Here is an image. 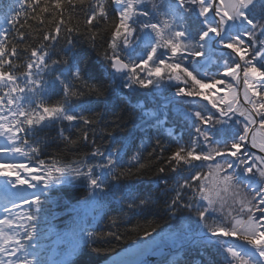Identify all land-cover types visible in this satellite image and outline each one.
<instances>
[{"label": "snow or ice", "instance_id": "1", "mask_svg": "<svg viewBox=\"0 0 264 264\" xmlns=\"http://www.w3.org/2000/svg\"><path fill=\"white\" fill-rule=\"evenodd\" d=\"M81 37L102 47L98 65ZM165 85L174 92L164 107H177L187 138L166 127L158 102L140 104L143 135L133 152L116 135L122 114L107 94ZM55 125L54 138L37 136ZM98 134L107 141L98 143ZM56 141L58 150L46 154ZM73 181L85 188V204L101 217L112 213L116 228L161 204L171 217L186 211L185 258L177 253L163 264H264V0H10L0 7V264H73L79 243L60 260L46 258L40 244L49 191ZM158 228L133 226L141 241L155 233L163 242ZM76 235L89 246L94 237L120 239L86 224ZM191 245L198 261L187 258Z\"/></svg>", "mask_w": 264, "mask_h": 264}, {"label": "trees", "instance_id": "2", "mask_svg": "<svg viewBox=\"0 0 264 264\" xmlns=\"http://www.w3.org/2000/svg\"><path fill=\"white\" fill-rule=\"evenodd\" d=\"M10 0H0V7L5 6ZM63 41H61L62 43ZM80 47L85 50L86 55L89 57L91 63L98 65L102 60L100 53L102 52V47L97 49H92L90 45L84 40L83 37L80 38ZM216 71L212 68L211 72ZM110 83L109 81H105ZM174 92V88L172 89ZM172 92L168 91L167 85L155 93L151 90L136 89L135 91L124 89L123 92L119 91L117 88L115 91H109L107 94V102L111 109L115 110L117 113H121V130L116 133L121 139L127 140L129 146H131L132 151L136 150V147L140 144V137L143 135L140 128H137V124L140 122L138 118L139 109L137 105L143 104L147 109H154L159 104L160 112L168 117V124L166 127L172 128L177 134L183 132L185 139L187 138V128L184 127V121L181 114L177 111L176 106L171 107V112L165 108L167 101L163 98L172 95ZM191 103H196L191 101ZM179 107L183 108L184 105ZM99 111V109H96ZM161 116V119L164 118ZM111 127V125H109ZM59 125L53 126L52 129H45L43 132L37 134V136L43 140L45 138H54L56 136V129ZM152 139L148 140L147 136H144L145 143L148 144V148L145 151V156L148 151L152 150V145L155 142L156 134L155 132L149 133ZM36 137H34L35 139ZM163 142L167 143L170 149L176 147V143L167 136V133H163L160 137ZM98 143H105L107 137L97 135ZM57 144L59 141L51 144L46 149V154L50 155L54 151H57ZM59 147H63L62 144ZM89 151L88 148L79 149V153ZM167 155V153H166ZM73 154H68V158L71 159ZM41 158H44L43 156ZM127 159V157H125ZM156 167H159L157 165ZM153 168L150 172L146 173L142 179L147 181L149 177L155 172ZM49 199L46 204V215L48 223L47 225H41L44 229L42 232L40 244L43 249V254L46 258L51 260H60L71 252L73 246L79 243V248L70 256L73 264H98L104 261L113 253L117 252L123 247L131 245L140 239L143 235V231L133 230V226L139 223L143 228H148V222H152V227L159 226L158 231L161 229L170 228L177 236L175 242L172 239H161L157 244H153L151 249L158 245L166 246L167 248H176V252L168 255L166 258H162L160 262L155 264H163V261L175 256L177 253L180 254V258H185L184 250L179 248L182 240L188 237L187 226L189 221L186 217L189 215L186 211H181L177 217H171L166 211H163L162 204L160 209L156 214H149L144 217H134L132 218L131 224L121 223L118 228L113 227L108 221V215H112L109 212L107 215L101 217L99 210H94L95 206L91 204H85L81 199L85 195V188L81 187L78 181H73L71 184L54 185L49 191ZM27 207V206H25ZM194 219V217H193ZM87 225L88 231L94 233H106L108 231H115L120 235V239L117 240L114 237H104L99 236L96 242L89 246L82 241L77 240V235L79 227ZM194 227V226H193ZM150 230V228H149ZM155 234V233H154ZM188 246L186 245V248ZM197 246L191 245V251L188 252L187 258L193 261H198L200 256L197 255ZM95 249V250H94ZM218 259H220L218 257Z\"/></svg>", "mask_w": 264, "mask_h": 264}, {"label": "rangeland", "instance_id": "3", "mask_svg": "<svg viewBox=\"0 0 264 264\" xmlns=\"http://www.w3.org/2000/svg\"><path fill=\"white\" fill-rule=\"evenodd\" d=\"M173 233L174 232L170 228H166L163 230L162 235L167 239L170 237V234ZM159 238L161 237L153 234L152 238H143L142 241L139 239L131 245L126 246L130 248L131 254L134 256L131 261H141L145 254L149 252L151 245L157 242Z\"/></svg>", "mask_w": 264, "mask_h": 264}, {"label": "bare ground", "instance_id": "4", "mask_svg": "<svg viewBox=\"0 0 264 264\" xmlns=\"http://www.w3.org/2000/svg\"><path fill=\"white\" fill-rule=\"evenodd\" d=\"M134 258V256L131 254V250L129 247H124L117 252L110 255L106 260L102 261L99 264H113V261L119 262H129Z\"/></svg>", "mask_w": 264, "mask_h": 264}, {"label": "water", "instance_id": "5", "mask_svg": "<svg viewBox=\"0 0 264 264\" xmlns=\"http://www.w3.org/2000/svg\"><path fill=\"white\" fill-rule=\"evenodd\" d=\"M169 99H171V97L168 98V100ZM164 251H165V247H157L156 249L148 253L142 261H145L146 264H149L153 260L159 258Z\"/></svg>", "mask_w": 264, "mask_h": 264}]
</instances>
